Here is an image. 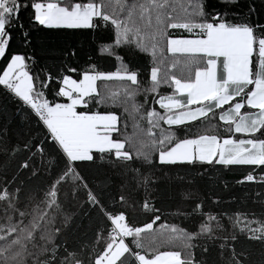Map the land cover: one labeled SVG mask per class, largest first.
Returning <instances> with one entry per match:
<instances>
[{
	"label": "snow or ice",
	"instance_id": "obj_1",
	"mask_svg": "<svg viewBox=\"0 0 264 264\" xmlns=\"http://www.w3.org/2000/svg\"><path fill=\"white\" fill-rule=\"evenodd\" d=\"M238 4L0 0V91L39 130L17 143L0 131V264H253L245 245L258 243L264 252V201L258 211L213 214L193 191L184 193L193 205L191 230L162 225L173 250L150 252L144 243L160 220L152 203L156 168L241 165L264 172V24L251 20L254 7L237 12ZM45 30L107 33L111 43L101 52L120 67L101 71L89 60L82 68L71 43L58 65L37 70L32 37ZM122 45L151 58L144 92L162 111L136 103L141 70L124 64L115 52ZM109 82L122 88L111 90ZM162 85L171 93L160 95ZM109 103L123 112L92 110ZM193 124L205 130L192 134ZM78 162L112 169L123 185L118 198L110 203ZM256 179L249 172L238 183ZM259 181L264 187V175ZM125 190L143 191V200ZM80 195L95 213L91 235L71 227ZM137 208L151 213L142 226L131 220Z\"/></svg>",
	"mask_w": 264,
	"mask_h": 264
},
{
	"label": "trees",
	"instance_id": "obj_2",
	"mask_svg": "<svg viewBox=\"0 0 264 264\" xmlns=\"http://www.w3.org/2000/svg\"><path fill=\"white\" fill-rule=\"evenodd\" d=\"M210 4L218 6V0H209ZM254 7L255 12L251 15V20L256 23L264 24V0H239V4L235 6L237 12L247 13L249 7ZM174 38L189 37V34L183 30H169ZM74 43L80 49L76 58V63L80 67H87L90 60L96 64L101 71L115 72L120 67L115 56L101 52V48L105 44L111 43L107 33L93 32L92 30H45L35 32L32 37V46L34 49L37 70L45 66L52 67L58 65L63 59V49L65 45ZM115 52L123 58V62L133 70H141L140 90L136 96V103L143 104L145 108L155 107L158 111V104H154L151 94H146L144 89L150 86L147 75L143 72L145 66L150 65L151 58L145 53L139 52L134 46H124L115 49ZM167 56V54H166ZM31 63V62H30ZM180 75L179 71L176 72ZM107 87L111 90L121 89L120 82H109ZM172 89L166 85H162L160 95L170 94ZM148 96L145 102V96ZM49 98H51L49 96ZM158 99V96L155 97ZM95 111H116L118 114L123 109L108 105L93 106ZM133 121L129 119L128 132H132ZM216 124V121L212 122ZM143 127L144 124L142 123ZM167 127V125H163ZM6 130L9 139L13 143L23 142L36 136L39 131L36 122L27 118V116L18 110L17 105L9 100L2 91H0V131ZM205 130L204 125L193 124L191 133H202ZM226 134V133H225ZM242 138L241 134H236ZM2 163V161H0ZM85 175L92 178L96 190L102 191L109 198L121 194L123 185L119 179H116V173L108 167H96L88 162H78ZM99 163V161L97 162ZM155 176L157 178L156 195L152 200L155 207L159 209L160 220L154 224V236L146 237L145 245H151L149 251H167L173 250L174 245L171 244L166 237L161 235L162 225H179L180 227L192 228V221L187 213L193 207L191 201L184 198V193L193 191L204 201L205 211H211L213 214L225 213L232 214L239 210L258 209V204L264 201V197L258 194L264 192L261 187L259 178L264 175L259 168L254 166H206L196 168L172 167V168H156ZM251 172L257 179L255 182L238 183L244 176ZM38 183V182H37ZM191 186V187H190ZM124 195L130 196L134 200H143L144 193L140 192L137 196L131 190H125ZM78 203L74 205L73 223L71 227L74 231L80 232L81 235L87 233L91 235L93 230L95 213L91 211V205L87 204L86 197L80 195L77 197ZM224 215V221L227 220ZM151 213L144 214L139 208L131 216L132 223L142 226L143 223L149 222ZM131 238H127L126 242H130ZM252 254L253 264H260L262 252L258 243H248L245 245Z\"/></svg>",
	"mask_w": 264,
	"mask_h": 264
},
{
	"label": "rangeland",
	"instance_id": "obj_3",
	"mask_svg": "<svg viewBox=\"0 0 264 264\" xmlns=\"http://www.w3.org/2000/svg\"><path fill=\"white\" fill-rule=\"evenodd\" d=\"M185 38H187V37H185ZM93 111H95V110H93Z\"/></svg>",
	"mask_w": 264,
	"mask_h": 264
},
{
	"label": "crops",
	"instance_id": "obj_4",
	"mask_svg": "<svg viewBox=\"0 0 264 264\" xmlns=\"http://www.w3.org/2000/svg\"><path fill=\"white\" fill-rule=\"evenodd\" d=\"M242 138H244V137H242Z\"/></svg>",
	"mask_w": 264,
	"mask_h": 264
}]
</instances>
